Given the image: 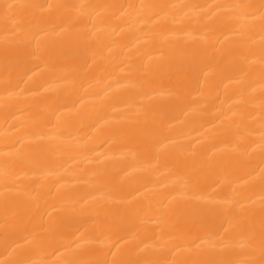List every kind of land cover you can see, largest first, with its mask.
I'll use <instances>...</instances> for the list:
<instances>
[{"label": "bare ground", "instance_id": "obj_1", "mask_svg": "<svg viewBox=\"0 0 264 264\" xmlns=\"http://www.w3.org/2000/svg\"><path fill=\"white\" fill-rule=\"evenodd\" d=\"M0 264H264V0H0Z\"/></svg>", "mask_w": 264, "mask_h": 264}]
</instances>
